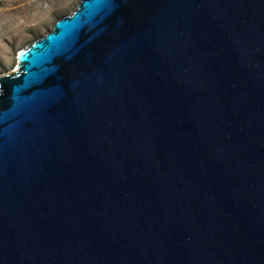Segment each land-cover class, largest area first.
<instances>
[{
	"label": "water",
	"instance_id": "obj_1",
	"mask_svg": "<svg viewBox=\"0 0 264 264\" xmlns=\"http://www.w3.org/2000/svg\"><path fill=\"white\" fill-rule=\"evenodd\" d=\"M0 76V264H264V0H79Z\"/></svg>",
	"mask_w": 264,
	"mask_h": 264
},
{
	"label": "rangeland",
	"instance_id": "obj_2",
	"mask_svg": "<svg viewBox=\"0 0 264 264\" xmlns=\"http://www.w3.org/2000/svg\"><path fill=\"white\" fill-rule=\"evenodd\" d=\"M78 1L0 0V76L16 70L18 51L49 31Z\"/></svg>",
	"mask_w": 264,
	"mask_h": 264
},
{
	"label": "bare ground",
	"instance_id": "obj_3",
	"mask_svg": "<svg viewBox=\"0 0 264 264\" xmlns=\"http://www.w3.org/2000/svg\"><path fill=\"white\" fill-rule=\"evenodd\" d=\"M25 48V47H24ZM24 48H21V50H23ZM20 50V49H19ZM17 68V67H16Z\"/></svg>",
	"mask_w": 264,
	"mask_h": 264
},
{
	"label": "clouds",
	"instance_id": "obj_4",
	"mask_svg": "<svg viewBox=\"0 0 264 264\" xmlns=\"http://www.w3.org/2000/svg\"><path fill=\"white\" fill-rule=\"evenodd\" d=\"M18 53H19V51H18Z\"/></svg>",
	"mask_w": 264,
	"mask_h": 264
}]
</instances>
